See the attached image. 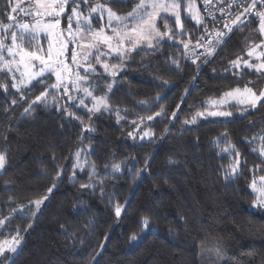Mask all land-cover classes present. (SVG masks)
Segmentation results:
<instances>
[{
	"label": "trees",
	"instance_id": "trees-1",
	"mask_svg": "<svg viewBox=\"0 0 264 264\" xmlns=\"http://www.w3.org/2000/svg\"><path fill=\"white\" fill-rule=\"evenodd\" d=\"M96 2L105 1L92 0ZM136 2L126 0L108 6L118 14H125ZM195 2L198 6V0ZM7 3L8 0H0L3 23H8ZM257 8L260 10L259 5ZM65 23L62 20V25ZM170 26L174 27L171 22ZM185 26L193 40L197 26L191 20L185 21ZM257 27L258 21L253 20L250 25L235 30L223 51L201 66L195 81L196 65L181 60L178 71L175 65L166 63L170 57L182 56L181 47L172 42L163 44V55L143 52L135 55L127 71L119 77L120 83L114 86L109 100L112 112L89 120L82 109H72L82 116L83 125L61 119L62 114L51 107L37 108L34 119L21 117L28 106L24 101L12 106L11 113L6 115L3 105L12 99L19 101L20 94L11 90L5 99L0 90V151L7 153L5 170L0 171V217L8 215L17 205L45 196L57 171L64 169L63 182L34 219L17 214L10 228L0 232V240L15 235L16 228L22 235L33 219L17 264H93L92 258L98 252L101 253L97 257L99 264H200V251L204 247L218 250L223 264H264V212L251 208L255 195L250 188L256 177L264 176L261 166L264 157L258 152L259 147L264 149L259 139L264 135V108L258 105L256 110L240 115L245 106L230 105L225 109L234 113L231 122L199 117L194 124H183L206 110L208 100L218 99L225 92L256 80L254 70L246 68L235 70L241 73L235 75L230 62L238 57L245 59L248 45L259 42ZM149 62L152 67L141 66ZM110 63L119 64V61ZM5 78L1 76L0 80ZM160 80L172 86L165 89L159 86ZM109 82L110 79L104 81ZM40 91L43 88L32 89L31 95L25 92L26 100L34 99ZM158 94L163 99L156 104ZM144 101L155 106L150 110L140 107ZM178 104L181 105L179 118L170 125L171 113ZM160 107L166 108L167 116L142 124L137 131H151L156 139L148 142L146 138L141 142L132 121L146 118ZM116 109L120 110L119 123ZM86 124L94 131H84ZM130 132L135 139L128 135ZM225 132L229 133L228 140L214 144ZM228 143L236 146L246 163L241 164L242 174L226 184L221 166L227 167L235 153L221 154L219 150ZM84 147L88 149L85 152L88 167L83 171L75 169V179L70 180L74 171L73 153ZM149 158L150 166L137 176V170L144 169ZM93 164L97 175L90 180ZM115 164L121 165L120 171H112ZM82 184L96 187L82 189ZM126 202V212L116 217L115 206ZM22 215L27 216L28 210ZM142 216L151 218L150 230L133 245L129 237L140 234ZM102 244L106 245L103 249Z\"/></svg>",
	"mask_w": 264,
	"mask_h": 264
},
{
	"label": "snow or ice",
	"instance_id": "snow-or-ice-1",
	"mask_svg": "<svg viewBox=\"0 0 264 264\" xmlns=\"http://www.w3.org/2000/svg\"><path fill=\"white\" fill-rule=\"evenodd\" d=\"M24 2L27 3V7L23 6L21 0H8L5 5V8L9 10L8 23L0 21V74L6 77L0 80V90L5 94V99L11 94V90L20 94L19 101L12 99L10 103L3 105L6 115L11 113L12 106H18L20 101H24L28 106L24 108L21 117L34 119L33 113L37 108L51 107L62 114L61 119L69 122L75 120L83 125L82 116L77 115L72 109H82L89 120L95 115L112 112L113 108L109 100L114 93V86L120 83L119 77L127 71V65L134 61L135 55L141 52L145 55H163L161 49L165 42L182 46L183 55L170 57L166 63L175 65L178 71L181 70V60L196 65V75L193 77L195 81L199 78L201 66H206L223 51L234 31L250 25L253 20L258 21L256 34L259 35L260 40L258 43L253 42L248 45V59L238 57L230 62V69L238 76L241 73L236 72L237 69L254 70L257 78L249 81L242 89L237 87L225 92L219 101L212 103L223 105L229 100H235L245 106V111L240 115L248 114V110H256L258 105L264 108V0H250V2L249 0H228L226 4L224 0H215V3L213 0H203L206 15L200 13L195 0H137L132 11L126 15H120L108 6L109 3H125L126 0H105L103 3H92V0H24ZM258 5L260 10H257ZM233 8L237 11L233 12ZM217 12L220 13V20L224 21L223 28L209 29V18L213 25L219 22ZM15 13H22L23 16L20 18L29 17L31 22L20 23ZM189 19L195 26H202L203 29L195 43L192 42L191 34L186 30L185 21ZM62 20L66 21V26H62ZM94 21L99 27H94ZM170 22L174 27L170 26ZM176 37H187V39L177 40ZM111 60H118L119 64H112ZM197 61L200 63L197 64ZM141 66L152 67V62ZM215 71L213 69L214 73ZM53 77L54 82H49ZM108 79L111 82L104 83ZM152 79L158 78L152 77ZM159 86L167 89L172 85L168 81L160 80ZM37 87L43 88V91L35 95L34 99L26 100L24 93L28 92L31 95L32 89ZM190 90L191 88L185 90L181 103L184 102ZM97 91L103 94L96 95ZM161 99L163 97L158 94L155 103L159 104ZM87 101L91 102V106ZM139 106L150 110L155 105H149L147 101H144ZM180 109L181 105L178 104L172 111L170 125L179 118ZM115 111L117 123H119L120 110ZM202 115L205 114L198 113L191 120L183 121V124H194ZM207 115L221 117L222 122L225 123L231 122L234 117V113L230 111H213ZM166 116V108L160 107L159 111L132 123L139 130L142 124L163 119ZM84 131L92 132L94 128L86 124ZM128 135L133 139L136 138L131 132ZM228 136L227 132L221 133L220 139L214 140L213 143L219 145L221 139L227 141ZM146 138L148 142L156 139L154 133L144 130L139 135V139L143 142ZM165 138L166 135L160 137L161 140ZM83 139L82 136L81 144ZM259 139L264 143V135ZM5 143H7V137H5ZM85 151V149H77L73 153L76 163L73 165L74 171L70 180L75 179V169L84 170L80 157ZM219 151L221 154L235 153L227 167L221 166L224 182L231 183L242 174L241 164L246 162L241 160L240 153L234 144L228 143ZM260 155L264 156V150L260 152ZM150 159L146 161L144 169L137 170V176L147 170ZM6 163L7 153L0 151V171L5 170ZM169 163L172 161L169 160ZM261 166H264V160H261ZM120 170V164L112 166L113 172ZM63 171V168L57 171L55 180L47 189L45 196L29 202L34 206L35 211H30L27 216H23L22 213L27 206H21L12 209L8 215L0 217V232L10 228L17 214H21V218H35L41 211V206L49 200L50 194L63 182ZM96 175L97 169L93 164L89 179ZM99 183L101 198H103L102 181ZM80 187L94 190L96 185L82 184ZM250 187L256 197L252 206L264 209V176L260 178L259 186L256 181H253ZM11 199L12 197H9V200ZM126 204L127 202L125 205L115 206L116 217H121L122 211L126 212ZM150 223V217H141V232L139 235L133 233L129 237L131 244L135 245L143 238L144 233L150 230ZM32 227L33 224L30 222L24 231ZM20 231L16 228L15 235L0 240V264H17V257L23 251L24 237L20 235ZM169 231L171 232L172 229ZM107 239L106 236L105 240ZM105 246L102 244L101 249ZM100 255L101 253L98 252L92 258L93 264H99L97 257Z\"/></svg>",
	"mask_w": 264,
	"mask_h": 264
},
{
	"label": "rangeland",
	"instance_id": "rangeland-1",
	"mask_svg": "<svg viewBox=\"0 0 264 264\" xmlns=\"http://www.w3.org/2000/svg\"><path fill=\"white\" fill-rule=\"evenodd\" d=\"M105 1V0H104ZM21 2L23 3V6L24 7H27V3H25L24 2V0H21ZM102 3V2H101ZM196 3V2H195ZM197 5V4H196ZM198 7V6H197ZM132 11V10H131ZM130 12V11H129ZM128 13V12H127ZM127 13H125V14H120V15H126ZM15 15H17V18L19 19V22L20 23H30L31 22V20H30V18L29 17H23L22 19L20 18V17H22L23 16V14L22 13H15ZM182 17H183V13H182ZM190 20V19H189ZM187 21V20H186ZM193 24H194V22L193 21H191ZM93 25H94V27H99V25L98 24H96V22L94 21L93 22ZM62 26H66V23H65V25H62ZM195 38H196V32H195V35H194V39L192 40V42H194V40H195ZM10 42V41H9ZM181 47V50H182V46H180ZM181 55H183V50H182V53H181ZM245 59H248V56H247V54H246V58ZM253 62H255V60L253 59ZM83 74V73H82ZM1 76H3L2 74H0V78H1ZM53 82H54V77H53ZM242 89V88H241ZM223 96H221L220 98H218V99H211V100H208L207 101V109L206 110H204L203 112H201V113H204L205 115H202V116H199V117H202V118H212V119H219V118H221V117H213V116H210V115H207L208 113H211V112H213V111H227L225 108H227V107H229L230 105H238V106H244V105H242V104H239L237 101H235V100H229L228 102H227V104H223V105H216V104H214V103H212L213 101H219L221 98H222ZM66 102V101H65ZM88 103H89V106H91V102L90 101H87ZM138 130L136 129V127L134 128V132H137ZM138 133V132H137ZM139 135L140 134H142V131H141V133L139 132L138 133ZM83 149H85V150H88L86 147H84ZM262 150H264L263 148L262 149H260V147H259V149H258V152L260 153ZM86 152V151H85ZM85 152H82V155H81V157H80V161H81V163H83L84 164V169L85 168H87L88 167V161L86 160V158H85ZM262 157H264V156H262ZM85 161H87V163H84ZM76 163V160H75V158H74V164ZM260 178L261 177H256L253 181H256V183H257V186H259V182H260ZM253 183V182H252ZM251 183V184H252ZM250 184V185H251ZM251 188V187H250ZM252 190V189H251ZM255 195V194H254ZM256 198V197H255ZM253 205V204H252ZM21 206H27V207H25V208H27V209H25L24 208V211H23V213L24 212H26V210H28V213L30 212V211H35V208H34V206L33 205H30L29 204V202H27L26 204H22V205H17L15 208H19V207H21ZM43 206V205H42ZM251 208L252 209H260L262 212H264V209H261V208H259V207H253V206H251ZM34 219V218H33ZM33 219L31 220V223L33 222ZM25 235H26V232H24L21 236H23V237H25ZM200 264H223V258H222V256L219 254V252H218V250H216V249H214V248H212V247H204L201 251H200Z\"/></svg>",
	"mask_w": 264,
	"mask_h": 264
},
{
	"label": "built area",
	"instance_id": "built-area-1",
	"mask_svg": "<svg viewBox=\"0 0 264 264\" xmlns=\"http://www.w3.org/2000/svg\"><path fill=\"white\" fill-rule=\"evenodd\" d=\"M227 2H228V0H224V3H225V4H226ZM249 2H250V0H249ZM213 3H215V0H213ZM221 6H223V5H221ZM198 8H199L200 13H201L202 15H206L203 0H198ZM257 10H258V8H257ZM236 11H237V9L233 8V12H236ZM216 15H217V18H218V21H219V22H218L217 24L213 25V24L211 23V21H210V18H209V21H208V27H209V29H212L213 27L218 28V29H222V28H223V23H224V21H223V20H220V13L217 12ZM233 18H234V17H233ZM202 31H203L202 26H197V30H196V38H198V37L202 34ZM196 38H195V40H196ZM195 40H194L193 43H195ZM201 51H202V49H201Z\"/></svg>",
	"mask_w": 264,
	"mask_h": 264
}]
</instances>
